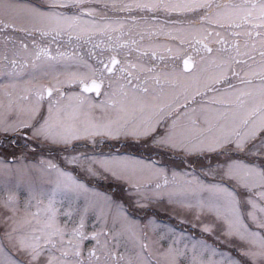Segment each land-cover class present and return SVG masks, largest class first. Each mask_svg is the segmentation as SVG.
I'll use <instances>...</instances> for the list:
<instances>
[{
    "label": "snow or ice",
    "instance_id": "1",
    "mask_svg": "<svg viewBox=\"0 0 264 264\" xmlns=\"http://www.w3.org/2000/svg\"><path fill=\"white\" fill-rule=\"evenodd\" d=\"M9 29L0 264H264V0H0Z\"/></svg>",
    "mask_w": 264,
    "mask_h": 264
},
{
    "label": "rangeland",
    "instance_id": "2",
    "mask_svg": "<svg viewBox=\"0 0 264 264\" xmlns=\"http://www.w3.org/2000/svg\"><path fill=\"white\" fill-rule=\"evenodd\" d=\"M18 27H19V25H18ZM21 40H23L24 42H29L30 43L31 38L30 37H26L23 32H19V31L13 32L10 29L6 33H0V52H3L6 49L11 48L13 46V44H15V47L18 49L19 48V43L18 42L21 41ZM157 40L160 43L165 42L164 41V37H159V38H157ZM62 49H64V48L62 47ZM133 59H135V56L133 57ZM144 59H147V57H145ZM2 79H3V77H2V75H0V80H2ZM24 86L25 85H24L23 80H22L21 81V88H23ZM63 90L64 91H68L67 88H64ZM0 99H3V90H0ZM197 99H199V97H197ZM78 143H84V142L80 141ZM136 155H138V156L143 155V156L146 157L147 153L138 152V153H136ZM160 162L167 164L170 168H174L178 172L185 171L184 167L179 164V161H176L175 164H173L172 161H169L167 158H164ZM170 174L171 173L169 171V175ZM102 184H103V187L105 189H108V190L112 191L115 195H117V196L123 195V192L121 191V187L122 186H119V185H117V184H115L114 182H111V181H104V182H102ZM6 195H7V193L4 190L3 182L0 181V201H2L6 197ZM20 200H21V205H20V208H19L20 215H24V213L26 211H31V212H35L36 211L35 207H32L30 209H26L25 208V206H24V197L23 196L20 197ZM160 215H161V218L164 219V221L166 223H176V221L168 219L167 213L161 212ZM3 216H5V210L3 208H0V217H3ZM60 221L63 222V223H67V221L64 220L63 216L60 217ZM94 223H95V220L92 217H89L86 220V222H85V231H88L90 233L92 231V225ZM69 227H71V225H69ZM177 227H183V228L187 229L188 225H178L177 224ZM3 231H4L3 225L0 224V234H2ZM192 231H196V230L193 229ZM86 246L87 247H91V242L90 241L86 242Z\"/></svg>",
    "mask_w": 264,
    "mask_h": 264
},
{
    "label": "trees",
    "instance_id": "3",
    "mask_svg": "<svg viewBox=\"0 0 264 264\" xmlns=\"http://www.w3.org/2000/svg\"><path fill=\"white\" fill-rule=\"evenodd\" d=\"M86 46L87 45L81 44L80 46L76 47L77 54H81L82 53V54H84V57H88L87 54H86V52H85V47Z\"/></svg>",
    "mask_w": 264,
    "mask_h": 264
}]
</instances>
